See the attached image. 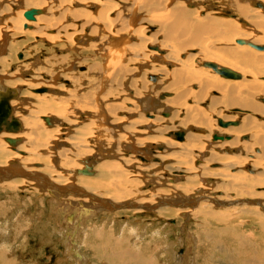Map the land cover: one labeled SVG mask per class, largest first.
<instances>
[{
  "label": "bare ground",
  "instance_id": "bare-ground-1",
  "mask_svg": "<svg viewBox=\"0 0 264 264\" xmlns=\"http://www.w3.org/2000/svg\"><path fill=\"white\" fill-rule=\"evenodd\" d=\"M6 94L19 130L0 133L3 238L64 220L61 261L151 264L145 228L115 226L143 214L196 237L177 264H264V0H0Z\"/></svg>",
  "mask_w": 264,
  "mask_h": 264
},
{
  "label": "rangeland",
  "instance_id": "rangeland-1",
  "mask_svg": "<svg viewBox=\"0 0 264 264\" xmlns=\"http://www.w3.org/2000/svg\"><path fill=\"white\" fill-rule=\"evenodd\" d=\"M18 36L22 37L21 39L23 40L21 42L23 44V47H22V50H20V51L21 52L29 51L30 48H28L29 47L28 44L31 42L30 40H33L32 36L31 35H29V36L18 35ZM24 45H26V46H24ZM32 47H35V46H32ZM32 47H31V49H32ZM46 48H47L46 46H45L44 50H41L39 48L38 51H36V53L42 54V52L44 51L43 52L44 55L45 54H50L48 52L49 48H47V49ZM50 56H51V58L48 57L47 61H52V60H54V59L59 57V56H55V55H50ZM44 58L45 57H43V59ZM13 59L16 61V57L14 55H13ZM47 61L44 62V65L41 66L40 68H38V70H41V71H43L46 74H51V70H49V68L47 66V64H48ZM1 65L3 66V64H1ZM7 70H8V67H6L5 71H7ZM1 72H4V71H1ZM215 147H218V146H215ZM139 157H137V160L142 162V163H144V161L140 160ZM78 164H79V166H80V164H81V166H83L81 162H79ZM144 189L146 190L147 188H144ZM144 189H143V191H144ZM127 214H130V213H127ZM127 214L126 213H121L120 215L116 216L115 217L116 218L115 226L118 228L120 226L121 222H125L126 223V226H125L126 228L125 229H127V231H129V229H130V231L137 230V232L135 231V233H139V231L142 232L144 230V228H145V230L141 234L142 235L146 234V233L147 234L145 236L144 235L141 236V238H140L141 240H140V242H138V244L142 246V249H145L146 245H147V249L148 250L151 249L150 247H154L153 251L150 250L151 251L150 255L151 256L153 255L152 259H151V262H152L151 264H162V262H163V264H165L166 262H169L170 260H171L170 261L171 263H168V264H177V263H175V261H176L175 257L180 256V254L183 255V252L185 254H187L186 256H187V259H189V260L191 259V257H193V255H195L194 251H187V250L184 249V246H186V243L182 242L183 241L182 240L183 239L182 236H185V238H186V235H188V234H184V235L181 234L179 228L176 227L175 223L168 222L167 225L169 227H167V230L171 231L168 234H166V232H167L166 229H161V231H159L157 233L156 232L157 228L158 227L162 228V226L165 224V219H163V221H161V220L158 219L157 216H153V215L152 216H150V215H145L144 216L143 214H137V215H133V217H132L130 215L128 216ZM147 216H148V218L150 220H148ZM110 218H113V217H110ZM142 218H143V220H142ZM43 219H44L45 222H41V221L31 222L30 227L25 229L27 234L25 236H23V237L15 236V237H11V238L10 237L9 238H3L4 236H0V251L5 252V250H10V251L12 250V254L15 255L17 258H20L19 262H17L15 258H11V259H14V261H13L14 264H60L61 262H63V264H71V263L68 262V261H71L69 258H66L65 260L61 261L64 254H62V252L59 250V246H60V249H61V247H62L61 246V242L64 244L65 240H60L59 239L60 236H58V233L57 232L55 233L54 230H53L54 228L55 229H59L62 225L66 224L65 221L63 220L61 223L55 221L52 224V226H51L50 221L48 222L46 220L47 218L43 217ZM136 220L137 221L139 220V221L137 222ZM146 221H147V223H145ZM96 222H97V220L94 221L93 226L96 225ZM131 222L134 225L131 224ZM151 225H153V226H151ZM188 226L190 227L189 230H194L195 229L194 223H193V225H192V223L188 224ZM134 227L135 228L138 227V229L137 228L135 229ZM149 227H152L153 229H151V228L148 229ZM186 227H187V225H186ZM193 227H194V229H193ZM32 228H34V229L36 228V229L32 230ZM147 229L149 230V232H148ZM44 230H48V233L44 234V232H43ZM70 230L71 229H69V231ZM189 230H188V232H189ZM151 233H152V237L149 236V235H151ZM242 235L244 237L246 236V234H244V233H242ZM51 236H53V238L56 239V241H55V243H56L55 245L56 246L55 247H53V244L50 243ZM156 236L158 237V239L155 238ZM187 237H189V239H190V246H193L194 243L192 244L191 239H194V238L196 239V237H193L191 235H188ZM143 238H147V240L143 239ZM153 238H155L156 240H154ZM62 239H63V237H62ZM150 239H152L153 242ZM199 239L201 241H205V242H203L202 248H201V246L199 247V248H201L200 251H203L204 250L203 247H207V244H205V243H206V241H209V239L202 238V237H199ZM184 240H186V239H184ZM77 241H79V240H77ZM151 242H152V244H151ZM165 242H167V244L170 245L169 246L170 248H168V250H169L168 253L166 251ZM159 243H161V247H160ZM153 244H155L156 246H154ZM163 244H164V246H163ZM51 247H53V248H51ZM226 247H228V246L225 245L224 240L220 239L218 241V243H217V249L226 248ZM13 248H14V250H13ZM246 249H247V247H246ZM196 250H197V248H195V251ZM15 251H16V253H13ZM140 251H141V249H140ZM154 251L156 252V254L154 253L155 255L153 254ZM172 251H175V252L177 251L176 252L177 255L175 254V256L173 257V254H172L173 252ZM259 252H260L259 253L260 257L264 258V248L263 247L259 250ZM87 253H88V251H86V254ZM255 253H257V252H255ZM12 254H11V256H12ZM201 255H202V257L201 258L199 257L200 264L202 263V260L204 258V253L202 252ZM220 255L221 256H217V258L221 257L224 260V258H225L224 255L222 253H220ZM172 257L175 258L174 259L175 261L173 260ZM90 258L93 259L94 257L91 256ZM11 259L9 258V260H11ZM192 263H196V261H193ZM233 263H234V261H233Z\"/></svg>",
  "mask_w": 264,
  "mask_h": 264
},
{
  "label": "water",
  "instance_id": "water-1",
  "mask_svg": "<svg viewBox=\"0 0 264 264\" xmlns=\"http://www.w3.org/2000/svg\"><path fill=\"white\" fill-rule=\"evenodd\" d=\"M26 17L29 19H33L34 17V12L30 11L26 13ZM222 73L228 74L229 72L226 70H223ZM44 89L38 91V92H43ZM11 96L6 94V95H0V133L1 132H11V133H15L19 130V123L15 120L12 119L11 121L8 120L9 115L11 114L10 110V106H9V100H10ZM264 101V100H263ZM221 125L223 126H227L229 124L223 123L221 122ZM177 138L179 140L183 139V134L182 133H177L176 134ZM10 143H15L16 141L13 140H8ZM79 173L81 174H85V175H91V169L89 168H85L81 171H79Z\"/></svg>",
  "mask_w": 264,
  "mask_h": 264
}]
</instances>
